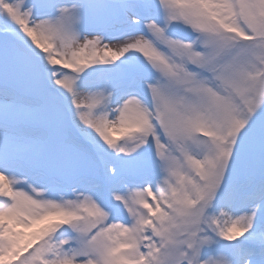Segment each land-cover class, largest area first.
Here are the masks:
<instances>
[{
  "label": "snow or ice",
  "instance_id": "obj_1",
  "mask_svg": "<svg viewBox=\"0 0 264 264\" xmlns=\"http://www.w3.org/2000/svg\"><path fill=\"white\" fill-rule=\"evenodd\" d=\"M0 264H264V0H0Z\"/></svg>",
  "mask_w": 264,
  "mask_h": 264
}]
</instances>
